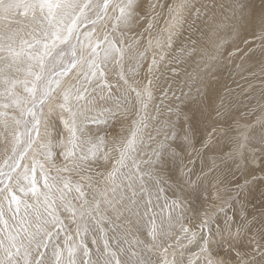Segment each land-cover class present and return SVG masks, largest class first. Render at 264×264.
<instances>
[{
    "label": "rangeland",
    "instance_id": "obj_1",
    "mask_svg": "<svg viewBox=\"0 0 264 264\" xmlns=\"http://www.w3.org/2000/svg\"><path fill=\"white\" fill-rule=\"evenodd\" d=\"M134 2L138 22L134 18L130 28L119 26L114 30L111 25L116 21H105L106 27H98L96 36L102 37L107 31L110 38L114 35L120 47L139 42V51L144 53L145 58L138 65L130 59L125 60V75L132 87H136L137 82L141 81L139 85L144 86L149 79L153 80V99L148 110L151 119L144 133L145 144L139 156L151 159L156 166L153 170L159 171L157 178L163 180L159 205H165V200L171 205L183 189V196L186 197L183 201L185 219L181 223L188 232L182 233L181 225L175 224L171 236L161 242L162 247L147 251L152 247V238L148 235L151 224L148 216H144L141 221L134 214L133 201L139 198L142 183L152 188L153 203L157 201L153 182L137 179L133 187L127 190L121 185L116 197H113L111 189L108 190L106 197L109 200L116 199L117 203L111 206L101 203L100 212L88 222L87 232L82 229L77 234V225L72 222L71 215L61 208L57 213L61 223L50 225L53 238L45 242L46 246L40 247L41 255L35 258L51 264L55 247L61 251L60 259L66 264L70 259L68 248H72V259L77 264L89 258L93 261L99 258L103 264L106 255L103 250L107 243L108 253L115 252L116 258L122 261L127 259L125 250L131 246L137 256L142 251L150 256L153 264H163L165 259L168 264H208L209 259L222 264H237L241 257L252 264H264V256L261 255L264 253V143L261 142L264 136V43L254 35L257 30L250 23L254 16L258 17L264 10V0H192L194 7L187 13L183 27L173 35L175 39L172 37L171 46L162 49L149 47L148 41L164 28L167 8L157 7L153 12L150 5L170 4L173 0ZM116 15L118 11L109 10L108 16ZM86 31L88 28L82 25L81 32ZM121 32L124 33L122 43ZM154 58L155 65L152 64ZM149 66L153 68L152 75L148 71ZM118 72L117 68L116 72L109 71L106 74L109 84L116 82ZM136 118L131 104L124 105L123 101H117L115 97L112 100H97L87 113L85 124L93 138L97 133L107 136L108 143L97 153V156H103L106 152L107 159H99L98 163L93 164L96 157L92 155L94 146L91 143H82L77 149L78 154L82 149L88 156L93 173L106 176L114 168L120 167L117 164L119 152L112 151V141L127 137ZM57 129L67 136L59 121ZM241 131L246 132L248 140L239 152H234L235 138ZM87 139L86 136L85 141ZM4 148L5 144L0 142V164L4 160ZM161 157L165 162L163 164L158 163ZM38 159L43 161V157ZM30 161L31 157H28L27 162ZM63 163V158L58 157L57 166ZM122 170L125 173L129 171L128 168ZM36 175L38 188L42 189L43 178L39 176L38 169ZM50 175H56L55 169L50 171ZM62 176L72 185L87 183L75 172H64ZM127 183L125 180L124 184ZM103 187L101 183L100 188ZM85 191L87 199L91 201L95 188ZM133 191L136 192L135 197ZM72 197H77L72 202L79 206L78 194L73 191L69 198ZM26 199L29 203L35 202V198ZM147 199L145 194L144 200L140 202L141 213ZM120 201L127 206L118 212L116 209ZM7 208L5 202L4 220L10 229L15 221L11 219L12 213ZM189 208L198 211H190ZM218 208L223 210L216 211ZM160 211V207L155 209L156 214H160ZM168 211L165 206V218ZM179 211L176 209L177 213ZM205 213L211 217L208 227L212 233L226 227L231 232L229 235L228 231H224L223 241L217 235L207 252L201 251L204 246L201 237L208 234V227H201L203 221L208 219ZM3 230L4 223L0 222V231ZM177 235L179 244L175 239ZM81 244L88 249V257L84 256ZM169 244L173 247H168ZM164 248H168L167 253ZM31 251L35 255V247ZM238 252L240 256H237ZM23 259L24 253H21L13 258V264H23Z\"/></svg>",
    "mask_w": 264,
    "mask_h": 264
},
{
    "label": "snow or ice",
    "instance_id": "obj_2",
    "mask_svg": "<svg viewBox=\"0 0 264 264\" xmlns=\"http://www.w3.org/2000/svg\"><path fill=\"white\" fill-rule=\"evenodd\" d=\"M136 7L134 0H0V142L5 144L4 160L0 164V222L5 226V230L0 231V264H13V258L21 253H24L23 264H49L35 257L41 255L40 247L52 240L50 225L61 223L57 215L61 208L71 215L72 222L77 225V234L82 229L87 232L88 222L100 212L101 203L109 206L117 203L116 199L109 200L106 197L108 190L111 189L113 197H116L121 185L127 190L133 187L137 179L153 182L157 201L153 203L152 188H147L143 183L139 198L133 201L134 214L141 221L144 216H148L151 224L148 235L152 238V247L147 251L162 247L161 242L171 236L175 224L181 225L182 233L188 232L181 223L185 219L183 201L186 197L183 196V189L180 195L173 193L177 199L171 205L167 200L165 205H159L163 180L157 178L159 171L153 170L156 166L152 160L139 156L145 144L144 133L151 119L148 110L153 99L151 79L147 85L140 86L137 82V86L132 87L125 75L126 59L138 65L145 58L144 53L139 51V42L120 47L114 35L110 38L107 31L102 37L96 36L98 27H106L105 21L113 19L116 21L111 25L114 30L119 26L130 28L134 18L135 22L139 20ZM157 7L167 8V19L164 28L149 39L148 45L162 49L171 46L173 35L182 28L186 14L194 5L192 0L150 5L153 12ZM109 10L118 11V15L108 16ZM250 23L257 30L254 35L264 43V10L258 17L254 16ZM82 25L88 31L81 32ZM120 36L122 43L124 33L121 32ZM160 58L163 59V56ZM155 63L154 58L152 64ZM117 68L118 79L114 84H109L106 74L109 71L116 72ZM148 71H153L152 66H149ZM132 93L135 95L132 96ZM114 97L117 101H123L124 105L131 104L137 118L127 137L112 141V151L119 152L117 164L120 167L105 176L103 173H93L88 156L82 149L78 154L77 149L82 143H91L94 146L92 155L96 157L92 163L107 159L106 152L103 156H97L108 143L107 136L97 133L93 138L89 135L85 120L97 100H112ZM57 121L62 123L66 137L57 129ZM247 140L246 132L241 131L235 138L234 152H239ZM261 142L264 143V136ZM28 157H31L30 162H27ZM38 157H43V161ZM58 157L64 161L60 166L56 164ZM158 163H165L163 157ZM123 168L129 171L125 173ZM37 169L43 178L42 189L38 188ZM52 169L56 171L55 176L50 175ZM69 171L77 173L87 183L72 185L64 180L62 173ZM125 180L128 181L126 185ZM101 183L104 185L102 189ZM93 188L95 193L89 201L85 189L91 191ZM73 191L78 194L79 206L72 202L77 197L69 198ZM145 194L148 199L144 201L141 213L140 202L144 200ZM133 196H136L135 191ZM28 197L35 198V202L29 203ZM5 202L7 211L12 213L11 219L15 221L10 229L4 220ZM126 206L120 201L116 210L119 212ZM165 206L169 209L166 218L163 216ZM157 207H160V214L155 213ZM176 209L180 211L177 213ZM188 210L198 211L195 208ZM222 210L218 208L216 211ZM149 213L152 215L149 216ZM205 215L208 217V213ZM209 219L211 217L203 221L202 228L209 226ZM224 231L231 235L227 227L218 228L216 233H212L208 227L207 236L201 237L204 244L201 251L207 252L217 235L223 241ZM175 239L179 244V235ZM33 247L36 249L35 255L31 251ZM80 247L83 248L84 256L88 257V249L82 244ZM168 247L173 245L169 244ZM163 250L167 253L168 248ZM103 252L106 253L103 264H113V261L115 264H153L150 256H146L143 251L137 256L131 246L125 250L127 259L123 261L116 258L115 252L108 253L107 243ZM240 255L238 252L237 256ZM261 255L264 256V253ZM68 256L70 259L66 264H77L72 259V248H68ZM53 257L51 264H65L60 259L59 248H53ZM82 264H101V260L89 258ZM163 264H168V261L165 259ZM208 264L222 262L209 259ZM237 264L252 262L241 257Z\"/></svg>",
    "mask_w": 264,
    "mask_h": 264
},
{
    "label": "bare ground",
    "instance_id": "obj_3",
    "mask_svg": "<svg viewBox=\"0 0 264 264\" xmlns=\"http://www.w3.org/2000/svg\"><path fill=\"white\" fill-rule=\"evenodd\" d=\"M187 15V14H186ZM188 16V15H187ZM167 17V16H166ZM188 20V19H187ZM158 26V25H157ZM183 27V26H182ZM147 29V28H146ZM185 30V29H184ZM183 31V30H182ZM135 33V32H134ZM151 32H149V34H150ZM147 34V33H146ZM141 35V34H140ZM153 35V34H152ZM175 36V35H174ZM174 38V37H173ZM147 39V38H146ZM175 39V38H174ZM120 40H121V38H120ZM155 43V42H154ZM143 45V44H142ZM121 47H122V45H121ZM142 48V47H141ZM146 48V47H145ZM147 52V51H146ZM166 52V51H165ZM149 54V53H148ZM167 54V53H166ZM164 55H165V53H164ZM148 58V57H147ZM151 59V58H150ZM161 61H162V59H161ZM159 62V61H158ZM166 62V61H165ZM127 63V62H126ZM158 64H160V63H158ZM163 64V63H162ZM157 65V64H156ZM127 66V65H126ZM158 66H160V65H158ZM154 70H155V68H154ZM155 73V72H154ZM164 74V73H163ZM150 75H152L151 73H150ZM162 76V75H161ZM164 76V75H163ZM150 78V77H149ZM142 79V78H141ZM153 81V80H152ZM158 81H160V80H158ZM155 82V81H154ZM161 82V81H160ZM139 83H141V81L139 82ZM160 84V83H159ZM142 86V85H141ZM160 95V94H159ZM158 99V98H157ZM151 108H153V107H151ZM90 112V111H89ZM106 112V111H105ZM100 114H101V112H100ZM134 114V113H133ZM99 115V114H98ZM97 115V116H98ZM126 119V118H125ZM121 120V119H120ZM147 135V134H146ZM148 136V135H147ZM146 136V137H147ZM149 141V140H148ZM237 159V158H236ZM263 159V158H262ZM246 191V190H245ZM208 218V217H207ZM256 248V247H255ZM209 253V252H208ZM165 254V253H164ZM221 255H223V254H221ZM220 255V256H221ZM226 255H224V257H225ZM232 256V255H231ZM211 257V256H210ZM229 257V256H228ZM219 260V259H218ZM231 264V263H230ZM236 264V263H235Z\"/></svg>",
    "mask_w": 264,
    "mask_h": 264
}]
</instances>
